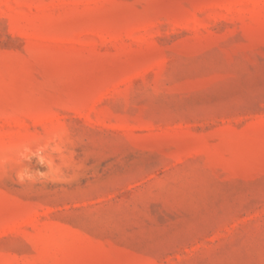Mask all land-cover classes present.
I'll return each mask as SVG.
<instances>
[{
    "label": "rangeland",
    "instance_id": "obj_1",
    "mask_svg": "<svg viewBox=\"0 0 264 264\" xmlns=\"http://www.w3.org/2000/svg\"><path fill=\"white\" fill-rule=\"evenodd\" d=\"M0 264H264V0H0Z\"/></svg>",
    "mask_w": 264,
    "mask_h": 264
}]
</instances>
